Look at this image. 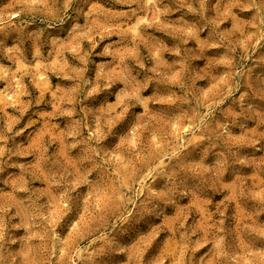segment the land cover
<instances>
[{
  "label": "clouds",
  "instance_id": "clouds-1",
  "mask_svg": "<svg viewBox=\"0 0 264 264\" xmlns=\"http://www.w3.org/2000/svg\"><path fill=\"white\" fill-rule=\"evenodd\" d=\"M0 85V264H264V0H0Z\"/></svg>",
  "mask_w": 264,
  "mask_h": 264
},
{
  "label": "rangeland",
  "instance_id": "rangeland-1",
  "mask_svg": "<svg viewBox=\"0 0 264 264\" xmlns=\"http://www.w3.org/2000/svg\"><path fill=\"white\" fill-rule=\"evenodd\" d=\"M55 81V78H53V82ZM0 87H2V85H0ZM9 112L11 111V109L9 108V109H7ZM27 122V120H25V121H23L22 123H21V125H19L18 127H22L23 126V124L24 123H26Z\"/></svg>",
  "mask_w": 264,
  "mask_h": 264
}]
</instances>
